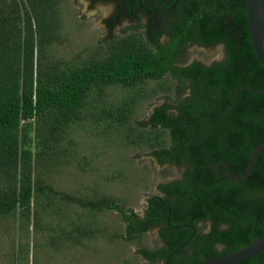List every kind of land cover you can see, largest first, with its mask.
Segmentation results:
<instances>
[{
    "label": "trees",
    "instance_id": "1",
    "mask_svg": "<svg viewBox=\"0 0 264 264\" xmlns=\"http://www.w3.org/2000/svg\"><path fill=\"white\" fill-rule=\"evenodd\" d=\"M65 1L0 0V219L16 216L21 227L32 224L36 230L44 228L43 212L66 216L72 204L94 213L115 210L127 225L128 237L143 246L142 236L156 223L155 213L148 212L142 219L126 210L125 203L110 197L90 199L59 191L46 180L45 173L75 157L65 144L71 126L84 119L92 94L102 98L112 86L130 90L132 96L120 104L102 105L95 120H103L109 128H119L125 133L126 144L148 148L160 162H171L179 132L187 126L184 141L201 134L209 152L224 145L230 158L235 154L240 157V164L234 168L242 172L255 146L264 143V93L248 90L264 89V67L251 42L248 12L241 10L247 8V0H234L229 13L246 31L244 45L237 48L232 40H226L229 55L223 63L210 68L196 63L187 68L192 84L181 82L178 94L188 87L191 94L183 102L179 100L180 116L169 113L172 105L164 103L151 115L148 128L142 122L131 123L134 108L138 101L171 92L173 84L161 80L168 71L174 75L178 72L170 65L172 53L163 49L154 52L142 35H129L114 41L98 59L80 66L67 65L48 51L60 38L61 7ZM224 37L220 29L219 38ZM197 72L202 75H195ZM151 79L157 86L146 90L145 82ZM200 79H206V84L201 85ZM239 87L248 88H241L235 96ZM169 142L172 149H167ZM197 181V196L179 183L159 186L177 194L178 203L173 207L165 198L173 211L167 224L168 211L160 201L152 199L156 210L163 209L160 213L165 225L159 234L165 246L140 248L151 264L166 261L167 254L192 235L191 224L199 220L211 221L212 230L202 234L198 229L188 244L206 248L200 252H205L207 258L240 250L264 235V200H260L264 196V151L249 174L231 186V182L204 175H199ZM221 223L229 229L219 230ZM84 233L92 236L94 229L84 228ZM218 241L225 244L221 253L214 248ZM200 252L191 261L176 264H195L201 258ZM236 264H264V251Z\"/></svg>",
    "mask_w": 264,
    "mask_h": 264
},
{
    "label": "rangeland",
    "instance_id": "2",
    "mask_svg": "<svg viewBox=\"0 0 264 264\" xmlns=\"http://www.w3.org/2000/svg\"><path fill=\"white\" fill-rule=\"evenodd\" d=\"M107 41L102 18L89 2L85 8L82 0H66L61 7L60 38L48 51L67 65L80 66L100 58ZM200 53H189V58L212 56ZM156 86L150 82L144 87ZM131 96L120 86L108 88L102 98L90 96L84 119L71 126L65 141L75 157L45 173L55 189L90 199L110 197L142 215L148 200L158 193V184L176 177L177 171L159 165L150 149L126 144L119 128L95 120L102 105L120 104ZM162 101L161 95L138 101L131 123L150 127L149 116ZM66 212V216L43 212L44 228L36 230L32 224L21 227L16 216L0 219V264H150L140 248L153 250L160 244L156 229H151L144 232L139 246L137 239L128 237L127 225L115 210L94 213L72 204ZM84 228L94 229V234L86 235Z\"/></svg>",
    "mask_w": 264,
    "mask_h": 264
},
{
    "label": "flooded vegetation",
    "instance_id": "3",
    "mask_svg": "<svg viewBox=\"0 0 264 264\" xmlns=\"http://www.w3.org/2000/svg\"><path fill=\"white\" fill-rule=\"evenodd\" d=\"M88 2L90 8L101 16L104 24L105 37L108 40L105 49H103L104 52L110 50L111 45L116 40L119 41L129 35H142L143 38L147 39L154 52L163 49L165 53H172L170 65L178 72L174 75L172 70L168 71L161 80H167L173 84L172 90L168 93L162 92L159 94L164 101L155 106L149 118L157 107L167 102L172 105L169 113L180 116L181 111L177 107L185 98L190 96L191 88L188 87L180 95L178 94V86L183 81L185 85L190 86L193 80L192 74L187 73L185 70L196 63L206 68L223 63L229 55L226 40H232L237 48L244 45L243 40L246 31H243V28L236 24L233 16L229 14L230 10L233 9L231 5H234V0H88ZM241 10L245 12L247 8L241 7ZM220 29L224 30L225 37L223 39L219 38ZM171 48L173 49L171 50ZM192 52L210 53L212 56L205 59L189 58V53ZM195 75L199 76L202 73L197 72ZM150 82L156 81L151 79L145 83ZM200 82L201 85H204L206 79H200ZM241 88L247 89L248 87H239L235 92V96ZM168 96L171 98H168ZM207 96L204 97L207 98ZM188 132L187 126L180 130L178 145L173 150V161L160 162L151 154L159 165H167L177 171L176 177L158 184V193L148 200L146 210L142 215H139L140 218L145 219L148 212L156 214V217H153V221H156V223L147 229V231L151 229L157 231L160 244L156 249L165 246L159 234L160 229L165 225L164 220H162L164 215L160 213V209L168 211L167 224H169L168 221L171 222L173 216L172 207L166 202L165 198L170 200L169 202L173 207L178 203V195L161 189L159 187L161 184L179 183L183 188L193 192L194 196H197L199 175L216 180L219 178L227 183L231 182V186L233 185L232 182L237 180L227 178L225 175L228 172L232 175H239L245 170L238 172V169L234 168L235 164H240V157L235 154L234 156L231 155L230 158L224 145L220 149L216 148L209 152L206 141L201 134L193 135L189 141H184V137ZM172 146V143L169 142L167 149H172ZM238 168L241 169V167ZM170 190H173V188H170ZM152 199L160 201V206L163 209L160 207L159 210H156L153 207ZM253 205L255 206V204ZM254 206H250L247 212L251 211ZM168 209L171 210L170 219L168 218ZM191 226L194 227V235L198 229L202 234H209L212 230V222L209 220H199ZM172 227L179 228V226ZM218 228L221 231L229 229L226 223H221ZM214 248L221 253L225 248V244L218 241ZM205 249L196 243H189L179 253L172 256L173 260L171 258L170 264L191 261L198 251ZM200 255L201 258L196 263L213 258H207L205 252H200ZM145 259L149 261V259ZM159 262V264H166V261L161 260Z\"/></svg>",
    "mask_w": 264,
    "mask_h": 264
},
{
    "label": "water",
    "instance_id": "4",
    "mask_svg": "<svg viewBox=\"0 0 264 264\" xmlns=\"http://www.w3.org/2000/svg\"><path fill=\"white\" fill-rule=\"evenodd\" d=\"M247 12L249 17V32L251 36V42L252 45L254 46L259 61L264 67V0H247ZM249 90L254 93H260V94L264 93V89L263 90L249 89ZM262 151H264V143L255 146L254 150L250 155L248 165L241 174L232 175L228 172L225 176L227 178H231L235 180L244 178L247 174H249V172L251 171V169L253 168L256 162L258 155ZM260 200H264V198H261ZM168 210H169L168 218L170 219L171 210L170 209ZM168 223L170 222L168 221ZM193 235L194 233L188 239H186L179 247H177L167 255L166 264H170L172 256L179 253L182 249L185 248V246L188 244V242L193 237ZM263 251H264V235L240 250H237L235 252L229 253L224 256L201 261L196 264H236L240 261L258 255Z\"/></svg>",
    "mask_w": 264,
    "mask_h": 264
},
{
    "label": "clouds",
    "instance_id": "5",
    "mask_svg": "<svg viewBox=\"0 0 264 264\" xmlns=\"http://www.w3.org/2000/svg\"><path fill=\"white\" fill-rule=\"evenodd\" d=\"M82 3L85 5V8H87L88 0H82Z\"/></svg>",
    "mask_w": 264,
    "mask_h": 264
}]
</instances>
